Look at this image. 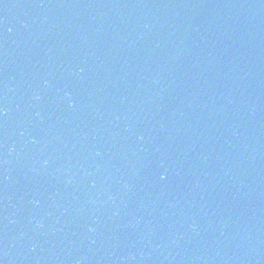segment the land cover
I'll list each match as a JSON object with an SVG mask.
<instances>
[{"label": "water", "instance_id": "95a60500", "mask_svg": "<svg viewBox=\"0 0 264 264\" xmlns=\"http://www.w3.org/2000/svg\"><path fill=\"white\" fill-rule=\"evenodd\" d=\"M0 264H264V0H0Z\"/></svg>", "mask_w": 264, "mask_h": 264}]
</instances>
